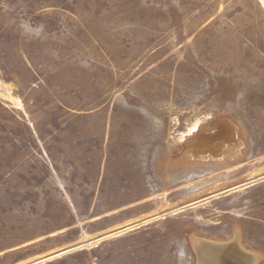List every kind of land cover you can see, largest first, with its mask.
<instances>
[{"label":"rangeland","instance_id":"1","mask_svg":"<svg viewBox=\"0 0 264 264\" xmlns=\"http://www.w3.org/2000/svg\"><path fill=\"white\" fill-rule=\"evenodd\" d=\"M236 237L264 264L262 0H0V264Z\"/></svg>","mask_w":264,"mask_h":264},{"label":"bare ground","instance_id":"2","mask_svg":"<svg viewBox=\"0 0 264 264\" xmlns=\"http://www.w3.org/2000/svg\"><path fill=\"white\" fill-rule=\"evenodd\" d=\"M262 2L264 3V0H262ZM197 124L198 121L192 126L194 128L192 130L197 128ZM215 144V139H201L197 142V146L204 149L202 150V155L208 159L216 158L214 154H211L216 153L215 146L217 145ZM234 158L233 155L228 157V159ZM228 241L225 243L206 239L199 241L195 240V244H198V264H258V261L262 258L261 253L258 254L257 252L253 253V251H248V249L241 244V239L239 237H236L234 241Z\"/></svg>","mask_w":264,"mask_h":264},{"label":"water","instance_id":"3","mask_svg":"<svg viewBox=\"0 0 264 264\" xmlns=\"http://www.w3.org/2000/svg\"><path fill=\"white\" fill-rule=\"evenodd\" d=\"M96 239H98V238H96ZM91 242V240H89V241H86L84 244H86V243H90ZM82 245V244H81ZM81 245H77V246H74V247H72V248H76V247H79V246H81ZM72 248H70V249H72Z\"/></svg>","mask_w":264,"mask_h":264}]
</instances>
